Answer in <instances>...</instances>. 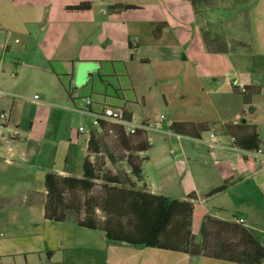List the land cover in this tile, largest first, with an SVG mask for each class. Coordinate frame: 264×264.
Listing matches in <instances>:
<instances>
[{
    "label": "crops",
    "instance_id": "obj_1",
    "mask_svg": "<svg viewBox=\"0 0 264 264\" xmlns=\"http://www.w3.org/2000/svg\"><path fill=\"white\" fill-rule=\"evenodd\" d=\"M230 1L197 16L190 0H0V264H235L44 218L45 175H83L85 98L93 113L109 106L136 122L207 124L199 140L147 133L140 156L151 171L136 187L179 200L193 193L192 219L197 209L201 220L242 219L264 245V220L243 195L252 186L264 202V0ZM84 2L89 9H67ZM115 4L135 8L109 11ZM203 32L240 46L208 52ZM227 126H253L261 152L230 149ZM224 182L225 192L204 198Z\"/></svg>",
    "mask_w": 264,
    "mask_h": 264
},
{
    "label": "trees",
    "instance_id": "obj_2",
    "mask_svg": "<svg viewBox=\"0 0 264 264\" xmlns=\"http://www.w3.org/2000/svg\"><path fill=\"white\" fill-rule=\"evenodd\" d=\"M190 2L197 16L208 8L205 0ZM89 8L90 3L87 2L67 7L74 11ZM134 8L122 4L108 7L113 12ZM163 26V23L153 24L155 37L160 35ZM203 40L207 51L211 53H225L240 46L233 42L226 43L222 36H211L208 32H203ZM91 104L92 101L86 108L93 113ZM105 107L109 106H103L97 113ZM120 110L125 120L132 119L130 113ZM226 129L236 148L247 153L260 150L261 141L253 126H227ZM168 130L175 135L199 140L208 126L205 123L172 122ZM107 135L113 137L120 151L117 156L108 150L104 141ZM150 147L146 131L137 129L129 133L121 125L98 120V127L89 131L88 153L83 162L82 177H60L52 173L45 175L44 218L58 222L71 218L80 227L102 231L106 239L112 242L183 252L193 257L235 264H259L264 260V245L257 233L243 223L204 216L196 237L191 230V200L195 199L193 193L187 196V200H179L137 188L136 182L143 179L142 164L147 160V157L140 155ZM102 154L111 164L124 162L128 174L126 171L111 173L103 169L104 163L100 160ZM96 181L102 183L99 193L93 194ZM229 185V182H224L208 191L204 198L225 192ZM47 257L50 258V254Z\"/></svg>",
    "mask_w": 264,
    "mask_h": 264
},
{
    "label": "built area",
    "instance_id": "obj_3",
    "mask_svg": "<svg viewBox=\"0 0 264 264\" xmlns=\"http://www.w3.org/2000/svg\"><path fill=\"white\" fill-rule=\"evenodd\" d=\"M241 90L244 89L243 85H237ZM7 93H5L4 91H2L0 89V100L2 97L6 96ZM38 100V96L34 95L32 98V101H37ZM82 106L81 108H77V111L79 113H81L82 115H86L91 117V121H90V127L91 128H97L98 127V120H103L106 121L108 123H113V124H118L121 125L125 128V130L129 133H134L135 130L137 129H141L146 131L147 133L150 132H156V133H162V134H172L168 129L167 125L166 127L163 126V123L165 122V117L163 115H161L158 119V121L153 122V123H143V122H136L134 118H132L130 121L125 120L123 117V112L120 109H113L111 107H105L103 108L102 112L100 113H91L87 110V106L90 105L91 101L89 98H85L82 99ZM7 119V114L5 112H0V126L2 125L3 122H5V120ZM80 132L84 131V128H79ZM178 138H186V137H182L179 135H175L172 134ZM190 139V138H187ZM194 140V139H192ZM232 143H233V139ZM230 149H232L233 151L237 152V153H247L243 150H240L238 148H236L234 146V144L231 145ZM261 151L259 150L256 153H260ZM237 223H243L242 219H235L234 220Z\"/></svg>",
    "mask_w": 264,
    "mask_h": 264
},
{
    "label": "rangeland",
    "instance_id": "obj_4",
    "mask_svg": "<svg viewBox=\"0 0 264 264\" xmlns=\"http://www.w3.org/2000/svg\"><path fill=\"white\" fill-rule=\"evenodd\" d=\"M236 0H231L229 3H228V6H233L234 2ZM223 2V1H222ZM218 4H217V0H205V6L208 7L207 9H210L212 7H216ZM201 11H203L201 9ZM203 14V12H201L200 16ZM108 95L110 96L109 100H111V96H114V91L111 87L108 88ZM114 100V99H113ZM85 126L86 128L89 127V124L85 122ZM104 141L108 147V150L114 154V155H118L120 153V151L118 150L116 144H115V141L113 139L112 136L110 135H107L104 137ZM93 160V157L91 158ZM100 160L103 161L104 165H103V169L105 170H108L110 171L111 173H124L126 171V174H128L127 172V169H126V165L124 162H116L115 164H111L107 157L105 156V154H102L100 156ZM150 171H151V165H146L143 169V172H144V175L145 177L147 178L150 174ZM96 187L94 188L93 190V194H98L99 191H100V185H101V181H96ZM142 189V188H140ZM244 196H249V197H252V204H253V209L255 208V210L257 211V219L258 221L259 220H264V214L261 213V211L258 209L260 208L261 206H264V202H262V200L260 199L259 195L257 194V192L253 189L252 186H249L247 191L243 193ZM254 204L256 205L254 207ZM198 212H199V209H197ZM197 212V213H198ZM195 214V216L193 217L192 219V226H191V229H192V232L194 233H198V230H199V225H200V222H201V216L199 214ZM0 239H2V235H0Z\"/></svg>",
    "mask_w": 264,
    "mask_h": 264
},
{
    "label": "water",
    "instance_id": "obj_5",
    "mask_svg": "<svg viewBox=\"0 0 264 264\" xmlns=\"http://www.w3.org/2000/svg\"><path fill=\"white\" fill-rule=\"evenodd\" d=\"M45 264H52V263L47 259Z\"/></svg>",
    "mask_w": 264,
    "mask_h": 264
}]
</instances>
